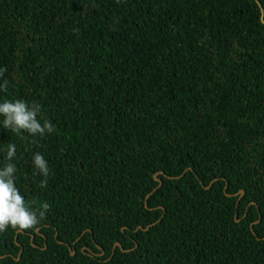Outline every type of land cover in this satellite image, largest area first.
I'll return each mask as SVG.
<instances>
[{"label": "trees", "instance_id": "trees-1", "mask_svg": "<svg viewBox=\"0 0 264 264\" xmlns=\"http://www.w3.org/2000/svg\"><path fill=\"white\" fill-rule=\"evenodd\" d=\"M262 21L264 0H0V100L54 126H0L48 204L0 264H264Z\"/></svg>", "mask_w": 264, "mask_h": 264}, {"label": "clouds", "instance_id": "clouds-1", "mask_svg": "<svg viewBox=\"0 0 264 264\" xmlns=\"http://www.w3.org/2000/svg\"><path fill=\"white\" fill-rule=\"evenodd\" d=\"M264 22V21H262ZM4 68H0L2 77ZM8 80L0 79V92L7 90ZM41 106L35 102L29 104L23 99L0 100V126L10 129L13 133H27L32 137H43L54 131V126L48 120L41 123ZM16 157V145H7L6 163L0 166V233L9 227L14 230H27L36 227L46 217L47 203H41L39 207L32 206L25 201L20 190L16 187L17 166L13 163ZM32 165L44 179L40 182L41 188L47 187V177L50 175L48 162L41 153H35L32 157Z\"/></svg>", "mask_w": 264, "mask_h": 264}, {"label": "water", "instance_id": "water-1", "mask_svg": "<svg viewBox=\"0 0 264 264\" xmlns=\"http://www.w3.org/2000/svg\"><path fill=\"white\" fill-rule=\"evenodd\" d=\"M154 179H155L156 181H158L159 184H161L160 179H158L156 175H154ZM239 193H240V197H241L242 194H243V191H240ZM116 246H117V247H120L119 244H115V247H116ZM73 254H74V252L71 253V255H73ZM102 254H103V252L101 251V255H102Z\"/></svg>", "mask_w": 264, "mask_h": 264}]
</instances>
